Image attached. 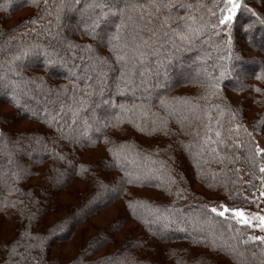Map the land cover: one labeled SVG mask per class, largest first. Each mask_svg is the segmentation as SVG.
Wrapping results in <instances>:
<instances>
[{"label":"trees","instance_id":"trees-1","mask_svg":"<svg viewBox=\"0 0 264 264\" xmlns=\"http://www.w3.org/2000/svg\"><path fill=\"white\" fill-rule=\"evenodd\" d=\"M54 2H58V0H49V12L53 14L47 15L44 14V0H39L38 5L33 3V0H0V73H8V62L21 45L27 46L37 41L38 37L40 44L45 46L53 44L59 48L62 56L69 57L82 55L79 50L66 51L69 48V41L80 45L94 44L90 37L84 35L77 28L81 20L79 11H65L61 14L59 22H56L54 9L51 8V4ZM173 2L190 3L194 6L206 5L195 8L194 15L197 17L202 15L212 24H216L220 17V8L223 7L222 0H173ZM82 3L83 0H81V5H77V8L81 7ZM241 4L242 8L238 10L231 24L219 26L215 32L207 31L190 47H180L178 51H175L170 43H166V38H161L165 42V50L174 51V55L159 68L155 56L149 55L142 62L144 69L151 70L149 72L150 83L156 85L159 81L163 85L152 88V111L166 116L167 111L160 107L159 98L166 97L174 102L173 110L176 115L169 117L167 134L163 131L153 132L151 122L155 117L151 115L145 117L137 112L132 117V123L125 122L104 133L108 142H105L103 137L99 139L98 145L90 144L86 138L78 144L58 140L55 145L57 150L67 153V158L73 160L77 165L84 164L88 167L89 172L86 175L74 174L73 169L66 162L49 158L44 153L29 154L31 151L28 147L30 137L45 134L53 137L56 134V128L50 127L43 118L45 107L49 111L56 109L58 112V105L48 102L49 90L69 86V101L73 96L70 89L72 81L68 78L67 67L57 63L48 64L39 50L29 53L17 62L19 64L17 70L22 74V77L17 79L15 73H11V78L17 80V85L21 90L32 91L35 100L32 99V95H29L27 99L33 107L39 108L41 116L33 118L29 113L19 111L18 106L12 103L11 95L0 90V128L4 129L12 140H19L20 146L25 151L16 152L14 158L23 163L31 173L17 183V188L20 191H10L5 182L10 180V174L14 169L9 165L7 156H0V204H4L3 207H0V225L5 222L13 225L11 239L4 241L0 237V264H4L8 258V242L14 241L18 237L19 231L28 224L26 216L22 219L20 214L25 206L33 212L39 209L41 213L39 222L32 229L34 233H44L45 229H51L59 222H64V231L58 232L48 241L44 253V264H79V261L84 259L81 255L82 249L88 250L87 258L93 262L104 258L105 260L111 259L113 264H121L129 253L135 256L140 264H220L217 261L219 256L227 257L233 264H261L260 259L254 256L253 247L259 243L253 241H249L247 244L243 243L251 234V229L236 223L234 219L229 221L236 223L230 229L225 221L231 217V212L227 213L229 216L219 217L210 211L211 207H214L220 199H224V204L220 206L221 210L225 206L242 208L249 205L246 196H252L257 186L251 188V182L246 183L241 174L242 170H246L248 173L249 171L255 172L254 175L257 177L255 180L258 181V185H261L259 168L253 167L248 159L250 141H253V138L246 134L244 127L247 122L239 119L243 113V105L235 104L228 91L235 94L234 96H238L248 92L250 81L253 79H260L264 83V59H262L264 58V25L256 23V21L264 19V0H241ZM23 11L27 13L19 21L20 23L8 26L14 16ZM187 11V9H178V14L184 16ZM49 21H52L51 37L42 31L43 26ZM172 23L174 24L175 21ZM250 25L251 27H249ZM148 26L155 28L159 33L157 25L150 23ZM102 29L105 32H111L112 26L103 25ZM142 35L148 39L151 34L145 31ZM242 35H249L248 41H246L247 45L243 41ZM60 41H63L62 45ZM150 44L155 46L156 39H152ZM177 45L179 46L178 40ZM245 45L255 50L261 57L253 60L244 57L246 55ZM94 47L99 53L107 55L105 47L95 44ZM25 59L27 61L23 63ZM75 62L79 65L81 60L77 59ZM71 63L72 60H69V66ZM239 66H243L245 71H249V68L252 71L248 72L247 77H242L239 75L241 69L237 68ZM112 67L110 78L118 75L119 64L113 63ZM136 68L139 71L141 65L137 64ZM157 71L161 73L159 77L152 75ZM164 72L167 73L166 77L163 75ZM222 72L223 76H221ZM214 81L219 82L218 90L214 89L210 83ZM33 82L42 85V87L34 88ZM82 87L83 84H81ZM190 87L198 92L182 95V91ZM206 88L212 92L208 93ZM219 90L226 96L212 99L215 95L214 92L218 93ZM174 98H187L192 103L199 104L200 108L194 112L188 111L182 104V100ZM125 99L126 97H116L118 103L124 102ZM260 104L259 109L262 111L264 94L260 97ZM8 108L10 112L1 113L2 109L7 110ZM87 111L85 108V114ZM98 112L102 114V110H98ZM205 113L212 117L211 121L208 120V117L206 118ZM56 114L53 112V115ZM181 120L183 126H181ZM19 122L32 127L17 131L16 125ZM204 122L211 123L213 129L219 128L222 138L226 142V144L220 145L233 152L234 145L237 142L243 143V140L246 139L243 154L237 157L231 155V152L222 150V147L213 145L219 149L218 154L213 155L208 152L203 158L197 157L194 160L192 154L185 150L181 141L184 144L192 143L193 150H195L196 142L205 133ZM238 122H241L243 127ZM137 125L144 127L145 130L141 132ZM237 125H240L239 130L236 128ZM196 128H198L197 132L194 130ZM91 135L95 139L100 134L91 133ZM210 135L216 139L214 132ZM151 139H158L159 143L147 144ZM121 145L125 146L122 152L127 157L125 165L134 173L143 175L149 173L150 169L158 171L161 162H163L165 171L159 174L163 175L167 181L166 173L170 170L176 180V183L171 185L172 194H169L167 186H157L160 184V180L156 179L155 175L142 182H122L121 178L124 177V172L119 166L111 164L113 156L108 151L109 148ZM240 148L243 149V145ZM184 157L187 163L183 162ZM204 163H208V165H204ZM191 165L193 166V177H191L195 176L194 180L205 191L194 190L191 187L189 180L191 171L188 170V166ZM53 167L60 168L64 173L65 182L63 184L54 185L46 178V174L55 175L51 172ZM92 172H97L106 183L116 187L122 185L123 191L115 194L114 199L107 206L96 204L99 209L96 214L85 218L84 213L91 206L89 201L98 191L95 177L91 175ZM168 183L171 182L168 181ZM177 188L183 190L179 196L175 194ZM152 190L161 193L160 197L157 198L154 193H150ZM205 192H210L215 197L208 198ZM63 197L70 198L71 202H62L60 199ZM138 201L143 202L145 206L137 204ZM117 202H121L125 211L123 216L117 219L124 221L130 219L133 226L127 228L123 223V227L114 233L104 231L110 222L102 228L93 227L94 233L88 238L87 243L79 250H77L78 248L75 250L72 239L78 227L84 224L91 227L90 219L115 207ZM129 202L136 205L135 215L128 207ZM202 205H208L207 210L202 208ZM154 208H159L160 211H164L165 208L178 209L180 211L175 213L176 218L188 222L179 226L173 225L165 230L164 234L160 233L159 224H152L153 230H149V223L153 219L151 209ZM197 214L200 220H205L209 216L214 220L212 223L194 227L189 218H194ZM236 229L240 230L239 234L235 231ZM97 239H106L108 242L98 250H94ZM170 243L172 245L168 247L169 249L164 255L165 245ZM60 246L69 247L68 252L72 251V255L75 256L66 260L65 256L68 258L70 255L60 256L61 252L56 254L55 251L59 250ZM190 248H207L208 251L210 250L211 256L206 257L203 253H198V257L194 258ZM230 249H235V252Z\"/></svg>","mask_w":264,"mask_h":264},{"label":"snow or ice","instance_id":"snow-or-ice-1","mask_svg":"<svg viewBox=\"0 0 264 264\" xmlns=\"http://www.w3.org/2000/svg\"><path fill=\"white\" fill-rule=\"evenodd\" d=\"M33 3L38 5L39 0H33ZM222 3L223 7L220 8V17L217 19L216 24H212L202 15L199 17L194 15L195 8L205 7L206 5L198 4L194 6L190 3H174L173 0H143V2L142 0H83L82 6L79 8H77V5H81V0H58V2L51 4V8L54 9L56 22H59L61 14L65 11H79L81 20L77 28L84 35L90 37L96 46L105 47L107 55L99 53L94 44L80 45L69 41V48L66 51L74 52L79 50L82 55L74 57L62 56L57 46L40 44L39 37L37 41L27 46L21 45L19 50L12 54L11 60L8 62V73H0V90L11 95L12 103L18 106L19 111L27 112L33 118L41 116L39 108L33 107L32 103L27 99L29 95H32V99L35 100V95L32 94L31 90H21L17 85V80L12 79L10 75L15 73L17 79L22 77V74L17 70L19 68L18 61L29 53L39 50L48 64L57 63L67 67L68 78L72 81L70 89L73 96L70 101L68 98L69 86H61L59 89L49 90L48 102L58 105V112L56 109L49 111L45 107L43 118L50 127L56 128V134L53 137H49L46 134L30 137L28 147L31 151L29 154L31 155L34 152L44 153L49 158L66 162L73 169L74 174L86 175L89 172L88 167L84 164L77 165L73 160L67 158V153L57 150L55 145L58 140L78 144L86 138L90 144L98 145L99 139L103 137L105 142H108V138L104 133L111 128L119 127L125 122L132 123V117L137 112L145 117L148 115L155 117L151 122L153 132L163 131L167 134L169 117L176 115L173 110L175 107L174 102L166 97H160L159 105L167 111V115L162 116L159 112L152 111V88L163 85L159 81L156 85L150 83L149 72L151 70L144 69L142 62L149 55L155 56L156 64L159 68L174 55V51L165 50V42L161 38H166V43H170L173 50L178 51L180 47H190L194 41L207 31L215 32V29L219 26L231 24L238 10L242 8L241 0H222ZM49 7V0H44V14H53L49 12ZM178 9H187L188 11L184 16H180ZM173 21H175L174 24L172 23ZM150 23L158 26L159 33H157L155 28L148 26ZM256 23L264 25V19L258 20ZM103 25H111L112 31H103ZM51 27L52 21H49L42 28V31L48 33L49 37L52 36ZM145 31L151 34L148 39H145L142 35ZM152 39H156L155 46L150 44ZM177 40L179 41V46L177 45ZM60 43L62 45L63 41H60ZM77 59L81 60L79 65L75 62ZM69 60H72L70 66L68 64ZM113 63L119 64L118 75L110 78V72L113 71ZM137 64L141 65L139 71L136 68ZM152 75L159 77L161 73L157 71ZM163 75L166 77L167 73L164 72ZM223 75L224 73L222 72L221 76ZM210 83L214 89H219L218 81ZM81 84H83L82 88ZM33 85L34 88L42 87V85L34 82ZM116 97H126V99L124 102L118 103ZM174 99L182 100V104L188 111L194 112L200 108L199 104L192 103L187 98ZM85 108L88 110L87 114H85ZM98 110H102V114ZM53 112L57 114L53 115ZM205 115L211 121L212 117L207 113ZM181 126H183L182 120ZM137 127H139L141 132L145 130L144 127L139 125ZM236 128L239 130L240 125H237ZM213 132L216 139H213V136L209 134ZM91 133L100 135L93 139ZM197 135L199 136V133ZM224 142L219 128L213 129L209 123L205 125L204 135L196 142L195 150H193L192 143L184 144L181 141V144L196 160L197 157L203 158L208 152L213 155L218 154L219 149L213 147V145H220ZM250 143L248 159L253 167L259 168L261 173L259 179L262 187H264V163L260 162V160H264V146L257 144L255 141H250ZM124 147L121 145L108 149L113 156L111 164L119 166L124 172V177L121 178L122 182H142L155 175V178L160 180V184L157 186H167L169 194H172L171 185L175 184L176 180L171 175L170 170L166 173L167 181L163 175L159 174L165 171L163 162H161L158 171L150 169L149 173H144L143 175L134 173L125 165L127 157L122 154ZM24 151L25 149L20 146L19 140H12L4 129L0 128V156H7L9 165L14 169L10 174V180L5 182L10 191H20L17 188V183L31 174L23 163L14 158L16 152ZM258 155L260 160H257ZM153 163L156 162L153 161ZM51 172L55 173V175L46 174V178L52 181L54 185H61L65 182L64 173L60 168L53 167ZM91 175L95 177L98 191L89 201L91 206L84 213L85 218L96 214L99 210L96 204L107 206L112 202L115 194L123 191L122 185L116 187L106 183L97 172H92ZM168 181L171 183H168ZM181 191L183 190L177 188L175 194L179 196ZM28 195H31V193H28ZM261 195H264V192ZM137 204L142 207L145 206L143 202L138 201ZM3 206L4 204H0V207ZM128 207L135 215L136 205L129 202ZM201 207L207 210L208 205H202ZM179 211L174 208H165L164 211H160L159 208L151 209L153 219L149 223V230H153L152 224H159L160 233L164 234L165 230L173 225L179 226L188 222L176 218L175 213ZM210 211L219 217H225L227 213L231 212L232 216L225 221L230 229L233 225L229 221L234 219L240 225L258 228L260 232L264 233V215L257 213L255 216L250 217L243 209L229 208L227 206L223 210L211 207ZM20 214L22 219L26 216L28 224L19 231L18 237L14 241L8 242V258L4 261V264H44V253L48 241L58 232L64 231V222H59L51 229H45L44 233H34L32 229L39 222L41 215L39 209L33 212L25 206ZM189 220L195 227L204 223H212L214 218L209 216L205 220H200L197 214L196 217L189 218ZM257 220L259 222L255 223ZM125 222L123 219L114 220L107 225L104 231L117 232L123 227ZM145 222L148 223V221ZM235 231L238 234L240 232L239 229ZM249 241L259 242L260 245L264 246V235H249L243 243L247 244ZM107 242L106 239H97L94 250L103 247ZM230 251L235 252V249H230ZM261 252L264 253V247L261 248ZM81 255L84 259L79 261V264H113L111 259L105 260L101 258L94 262L89 260L87 258V249H82ZM240 255L243 254L240 253ZM121 264H140V262L129 253Z\"/></svg>","mask_w":264,"mask_h":264},{"label":"rangeland","instance_id":"rangeland-1","mask_svg":"<svg viewBox=\"0 0 264 264\" xmlns=\"http://www.w3.org/2000/svg\"><path fill=\"white\" fill-rule=\"evenodd\" d=\"M26 13H27L26 11H23V12H21L19 14H16L14 16V18L8 23V26L18 25L20 23L19 21L26 16ZM242 37H243V41L246 42V41H248L249 35L248 36L247 35H242ZM246 45H247V42H246ZM246 45H245L246 55H244V57H246L248 59H251V60L261 57L255 50L251 49L250 47H248ZM26 61L27 60L25 59L23 61V63H25ZM237 68L241 69V71H240L241 73L239 72V75L242 76V77H247L249 75L248 72L252 71L251 68H249V71H245L243 66H239ZM248 89H249L248 92H244L242 95H238V96H234L235 94H231L230 91H228V90L227 91H228V94L230 95V97L231 98L233 97L232 100L235 102V104L236 103L237 104L240 103L241 105H243V113H242V116L239 119H242L243 122H245V121L247 122L245 124L246 127H244L246 129V134L248 136L250 134L251 138H253V141H255L259 145L264 146V105L262 106V111H261V109H259L260 108L259 105L261 106L260 97H261V95L264 94V83L260 79H257V80L253 79L252 81H250V85H249ZM205 90L208 93L212 92V90H209V88H206ZM197 92L198 91H196V90H194L193 88L190 87V88L185 89L184 91H182V95L196 94ZM223 92H225L224 89H223ZM261 92H263V93H261ZM214 93H215V95L212 97V99H215V98L220 99V98H223L224 96H226L225 93H222V91H220V90L218 91V93H216V92H214ZM219 93H220V95H219L220 97L217 96V94H219ZM211 102H213V101H211ZM8 112H10L9 108L7 110L6 109H2V111H1L2 114H6ZM210 112H212V110H210ZM215 112H216V110H215ZM206 118H207V116H206ZM204 124L206 125V124H208V122H204ZM238 124H241V127H243L241 122H238ZM27 126L28 125H26V123L19 122L16 125V130L17 131L22 130V129L25 130L26 128L32 127V126H28V127ZM204 129H205V126H204ZM194 130H195V132H197L198 128H196ZM229 133H231V132H229ZM210 134H212V133H210ZM227 134H228V132H227ZM244 141L246 143V139L243 140V143H241V142H237L236 143L235 142L236 144L233 147L234 148V152L232 150H229L227 147L224 148L221 145H216V146H219V148L222 147V150H224V151L231 152V155H235L237 157L238 156L240 157L243 154L244 150H245ZM153 142H156L158 144L159 140L158 139L157 140L151 139L150 141L147 142V144L154 145ZM224 143L226 144V142H224ZM241 145H243V149L240 148ZM97 159H98V157H97ZM257 159H260L259 155L257 156ZM183 162L187 163L185 157L183 159ZM260 162L264 163V160H260ZM204 165H208V163H204ZM186 166H187V164H186ZM188 168H189L188 170L191 171L189 173V175H190V179L189 180H190L191 185H192L191 187L194 188V190H198L199 189L201 191L202 190L205 191V189L201 188V186L197 184V181L194 180L195 176H194V178H192L193 177L192 176L193 175V170H192L193 166L192 165L190 167L188 166ZM254 173L255 172H253V171H252V173L250 171L248 173L246 170H242L241 171V174H242L243 178L245 179L246 183L251 182V188H255L257 186L256 187L257 189H255V191L253 192L252 196H249V195L246 196L248 201H249L247 204H249V205L246 206V207L240 208V209H243L245 211V213L248 214L250 217L251 216H255L257 213H259L261 215H264V195H261V193L264 192V187H262V185H258V181L255 180L257 177L254 175ZM259 174H261V173L259 172ZM78 185L83 187V185L80 184V183H78ZM150 193H152V194L154 193L155 197H157V198H159L160 195H161V193H157V192H155L153 190L150 191ZM205 195L208 198L215 197L210 192H207ZM71 199H73V198L71 197ZM60 200H62V202L64 201V202H67V203L71 202V201H69L70 198L67 199V198L63 197ZM223 200L224 199L218 200L216 202V204L214 205V207H217L219 210H221L220 206H221V204H224ZM124 213H125V211H124L123 206L121 205V202L120 203L117 202L115 207H113L111 209H108L107 211H105L103 213H99V216L90 219V221L92 223L91 227L88 226L87 224L80 225L78 227L77 231H76V234H75L74 238L72 239L73 240L72 244L74 246V249L78 248L77 250H79V248H81L84 244L87 243L88 238L90 236H92L93 233H94V231H93L94 228L93 227L102 228V227L106 226L109 222H111V221H113V220H115V219H117L119 217L121 218V216H123ZM226 215L229 216V214H226ZM230 216H232V213L230 214ZM127 220L128 221L125 222L126 227L128 228L130 226H133V223L132 222L130 223V221H129L130 219H127ZM258 222H259L258 220L255 221V223H258ZM236 223H231V224L235 225ZM249 229H251V232H250L251 234L250 235H264V233L260 232V230L258 228H249ZM12 230H13V225H11V223L5 222V223L1 224L0 225V237H1V239H3L4 241H8L9 239H11L13 237ZM171 245H172L171 243L165 245V249L163 250L164 255L166 254L167 250L169 249L168 247H171ZM261 246L262 245H260V244H258L256 246H253L254 247V251H255L254 256H256V257H258L260 259V263L261 264H264V253L261 252ZM58 249L59 250L55 251L56 254H59V252H61V254H59L60 256L61 255H70V256H68V258H67V256H65L66 260H70L71 257L75 256V255L74 256L72 255V251L68 252L69 249H70L69 247L60 246ZM190 249H191V253H192L191 255L194 258L198 257V255H197L198 253H203L206 257L211 256L210 250L208 251L207 248H202V249H199V248L192 249V248H190ZM252 257H253V254H252ZM252 257H251V259H252ZM217 261H219L220 264H233V263H231L228 260L227 257H224V256H219V258H217ZM256 262H258V261H256ZM155 263H156V261H155Z\"/></svg>","mask_w":264,"mask_h":264}]
</instances>
